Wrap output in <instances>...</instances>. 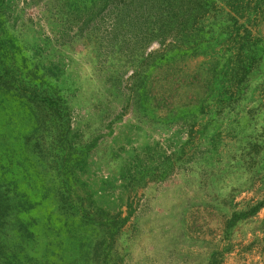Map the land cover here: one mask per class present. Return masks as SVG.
I'll list each match as a JSON object with an SVG mask.
<instances>
[{
    "label": "rangeland",
    "instance_id": "rangeland-1",
    "mask_svg": "<svg viewBox=\"0 0 264 264\" xmlns=\"http://www.w3.org/2000/svg\"><path fill=\"white\" fill-rule=\"evenodd\" d=\"M216 1L0 0V166L40 225L6 264H264V0Z\"/></svg>",
    "mask_w": 264,
    "mask_h": 264
},
{
    "label": "trees",
    "instance_id": "trees-1",
    "mask_svg": "<svg viewBox=\"0 0 264 264\" xmlns=\"http://www.w3.org/2000/svg\"><path fill=\"white\" fill-rule=\"evenodd\" d=\"M231 1V0H230ZM252 0H245V1H235L229 2L232 7L238 9H246L250 10ZM208 4L210 5L209 10L213 12L225 11L228 7V4H223L216 0H207ZM228 3V2H225ZM230 7V6H229ZM261 10H264V1L260 5ZM233 13V11L228 10ZM259 46L258 42L255 43L252 40L251 35L247 34L246 36V66L253 57L256 56L255 49ZM4 163L5 159L3 158ZM40 174L42 175H50L45 173H39L37 171V175L40 178ZM29 174H24L21 176L20 179L15 180L12 177L11 172L9 169H5L0 166V262L3 260L4 264L9 262L10 256L12 259H16L20 252L24 255L26 254L27 257L32 261V258L29 255L38 253L35 252L36 243L38 238V229H39V220L36 216H29L28 212H32L33 205L35 203L29 200L28 196L25 193L18 192L14 186H20L21 182L24 179H31V176L28 178ZM31 186H37L35 183L31 182ZM21 193V194H20ZM28 198V199H27ZM248 209V210H247ZM245 212H238L241 216H246V214L254 215L258 212V207H251L246 208ZM83 214L86 215L85 211H82ZM91 221L84 220L81 224L86 232H93L98 235V231H94L91 226ZM99 236H97V239ZM101 244L100 249L103 246V238L100 237ZM37 251V249H36ZM9 253H12L10 255ZM97 254V249L95 250ZM6 254V256H5ZM5 257V259H4ZM35 259V258H33ZM13 263V261H12Z\"/></svg>",
    "mask_w": 264,
    "mask_h": 264
}]
</instances>
